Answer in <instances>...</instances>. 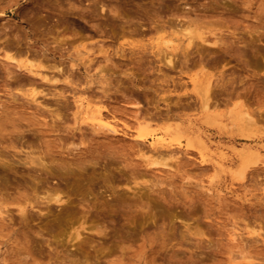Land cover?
<instances>
[{"label":"rangeland","instance_id":"obj_1","mask_svg":"<svg viewBox=\"0 0 264 264\" xmlns=\"http://www.w3.org/2000/svg\"><path fill=\"white\" fill-rule=\"evenodd\" d=\"M0 264H264V0H0Z\"/></svg>","mask_w":264,"mask_h":264},{"label":"bare ground","instance_id":"obj_2","mask_svg":"<svg viewBox=\"0 0 264 264\" xmlns=\"http://www.w3.org/2000/svg\"><path fill=\"white\" fill-rule=\"evenodd\" d=\"M185 29V28H184ZM194 31H191V32H187L186 34L188 33H191V34H188L189 36L187 37L188 39V43H192L193 42V38H194V35L195 33L193 34ZM166 41V40H164ZM167 42H169L167 40ZM9 56V55H7ZM9 58H11L12 61H16V59L12 56H9ZM167 59V62L168 63H172V56L171 55H166L165 57ZM31 71H33L32 67L30 68ZM36 71V70H35ZM37 73V72H36ZM209 84V83H208ZM205 102H204V107H208L209 106V101H208V98L206 97V99H204ZM93 116L95 117V119L100 122V123H104V124H110L108 122H106V120L102 117L103 115L101 114V111L100 110H96V112L93 113ZM150 132L147 130V128L144 126V127H141L140 130H139V137L140 139H143L145 137H147V135L149 134ZM179 135H176L175 139H178ZM151 138L153 139L152 143L155 145V146H162V145H165L166 144V139L164 137H155V135H152ZM172 151V150H171ZM248 155L247 157L245 158V160H242V162L240 163V167L237 171L238 174L242 175L244 173V171L246 170V168L248 167V165L250 163H256L259 158H260V152L257 150V149H248ZM241 152V151H240ZM243 153V152H241ZM244 154V153H243ZM245 155V154H244ZM162 162V161H161ZM159 161H155L154 160V164L155 165H163L165 167H168V164L164 161L163 163H161ZM160 168V167H159ZM58 196V197H57ZM55 197V196H54ZM57 199H59V195H56ZM55 197V198H56ZM61 198V197H60Z\"/></svg>","mask_w":264,"mask_h":264}]
</instances>
